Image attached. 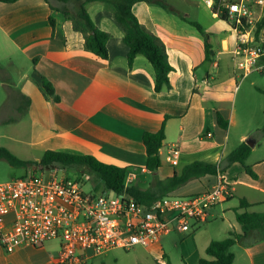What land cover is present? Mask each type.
I'll list each match as a JSON object with an SVG mask.
<instances>
[{
	"label": "crops",
	"instance_id": "0c3cea01",
	"mask_svg": "<svg viewBox=\"0 0 264 264\" xmlns=\"http://www.w3.org/2000/svg\"><path fill=\"white\" fill-rule=\"evenodd\" d=\"M79 1L67 0L66 4L73 9ZM86 9L94 24L110 34L106 59L86 51L82 34L72 28L71 21L61 12L52 11L44 0L0 1V46L9 47L0 57V66L4 62L9 66L5 70L2 65L0 85L13 109L0 114V121L6 124L5 132L8 140L14 142L13 148L24 153L17 143L27 145L34 157L25 160H39L48 149L91 154L107 163L129 166V182L135 181L137 186L146 183L141 187L146 188L154 180L147 182L146 179V174L151 172L144 168L146 152L141 134L158 130L164 122L165 137L159 149L161 166L153 173L157 179H161L160 170L170 167L173 172L179 166L180 171L195 160L224 166L226 154L250 138L244 131L238 137V144L228 149L231 110L225 97L227 91L210 89L214 79L211 68L220 67V62L215 60L217 53L230 50L233 53L232 31L231 37L217 40L211 37L215 56L213 63L208 64L204 61V37L196 27L157 4L133 3L132 12L161 39L174 67L169 73L170 87L155 91L154 71L144 56L137 55L131 66L128 65V47L122 41V29L110 9L98 1L87 3ZM49 15L55 20L54 27L48 22ZM202 64L208 66L199 74ZM43 77L51 82L58 101L45 95ZM216 110L228 120L226 129L218 125ZM257 144L251 147L246 159L257 177H250L238 162L229 165L220 174L228 179L231 195L208 210L206 221L192 223L189 232L172 231L149 246L131 249L140 247L138 250L145 251L154 264L159 259L171 264V255L164 244L176 234L184 264H199L209 242L219 240L215 230L220 236L225 234L220 239L230 230L240 232L235 211L244 209L238 206L239 198L252 204L249 211H255L256 207L264 211V156L251 158ZM172 146L177 148L176 163L171 161L173 156L169 153ZM5 147L16 153L10 146ZM215 179L216 175H206L189 181L186 187L201 192ZM235 197L237 203L233 202ZM224 217L232 229L210 222ZM203 224L206 225L203 229L195 231ZM115 249L118 248L93 254L89 259L113 256ZM57 252L49 242L10 251L0 246V264H54ZM233 253L232 264H264V240L237 245Z\"/></svg>",
	"mask_w": 264,
	"mask_h": 264
},
{
	"label": "built area",
	"instance_id": "2783aa9c",
	"mask_svg": "<svg viewBox=\"0 0 264 264\" xmlns=\"http://www.w3.org/2000/svg\"><path fill=\"white\" fill-rule=\"evenodd\" d=\"M199 1L228 24L235 66L242 75L264 68V61L259 62L264 60V0ZM176 149H169L173 163ZM46 170L47 175L37 171L0 181V246L10 251L56 241L54 264H84L91 255L111 248L149 246L164 234L206 221L208 210L231 195L228 179L218 173L201 192L169 193L146 206L125 193L95 189V184L85 191L81 180ZM172 210L176 214L161 219V213Z\"/></svg>",
	"mask_w": 264,
	"mask_h": 264
},
{
	"label": "trees",
	"instance_id": "16d2710c",
	"mask_svg": "<svg viewBox=\"0 0 264 264\" xmlns=\"http://www.w3.org/2000/svg\"><path fill=\"white\" fill-rule=\"evenodd\" d=\"M0 1L12 3L17 0ZM44 1L48 3L52 11L61 12L66 19L71 21L72 28L82 34L86 51L106 59L108 56L106 43L110 34L94 24L86 9V5L89 2L98 1L104 3L110 9L113 19L122 29V41L128 47V65L131 66L133 59L137 55L144 56L152 65L155 91L170 87L169 73L174 70V67L168 60L166 47L161 39L140 23L132 12L131 7L137 1L156 3L196 27L204 37V61L208 64L213 63L215 49L210 33L205 32L197 21L190 20L179 14L163 0H80L73 9L66 4L67 0ZM48 22L54 27L55 20L52 15H49ZM262 61L264 60H259L260 63ZM42 87L47 97H51L54 101L59 100L51 82L45 77L42 79ZM164 117L167 118L168 116ZM216 120L223 129L228 127V120L217 110ZM261 131L264 133V124ZM164 137V122L158 130L144 131L141 134V141L146 152L144 168L151 173L157 172L161 166L159 149L162 146ZM251 149L243 141L226 154L224 166L206 160H195L185 164L179 172L173 170L172 174L154 180L146 188H141L133 182L127 181L130 171L129 166L107 163L91 154H76L48 149L43 152L39 160H25L15 155L5 146H0V160H5L12 167L24 169L22 175L43 171L56 165L64 168H82L95 173V189L103 188L116 193H125L139 203L148 206L154 200L175 191L191 180L224 172L229 165L235 162H238L250 177L256 178L255 171L251 165L246 163ZM238 206L244 209L242 212L235 211V217L240 224L241 231L230 230L225 238L211 240L205 249V255L200 257L199 264H232L234 253L231 249L234 245L247 246L264 240V211H249L248 207L252 206V204L244 198H239ZM157 264L160 263L157 262ZM167 264L170 263L167 262Z\"/></svg>",
	"mask_w": 264,
	"mask_h": 264
},
{
	"label": "rangeland",
	"instance_id": "374dc122",
	"mask_svg": "<svg viewBox=\"0 0 264 264\" xmlns=\"http://www.w3.org/2000/svg\"><path fill=\"white\" fill-rule=\"evenodd\" d=\"M171 8L177 11L179 14L187 15L189 18L196 20L200 25H202L205 32L210 33L211 37L214 40L219 39L220 37L230 36V29L226 22L220 20L218 17L214 16L209 8H207L203 3L199 0H163ZM156 4V3H152ZM158 5V4H157ZM2 43V41H1ZM4 44V43H3ZM9 47L5 45L0 46V57L1 55L8 51ZM233 53L232 50L230 51H220L217 53L216 61L220 62V67H212V75L214 79L211 80L210 89L213 91L218 90H226L225 97L229 99V108L231 110V117H230V129H229V139L227 141L228 149L233 148L235 145L238 144V137L240 133L246 131L250 138L254 139V144L258 142L255 148V152L252 155V159L257 156H264V133H262L261 128L264 124V68L259 70H253L250 73L242 75L241 70H237L233 68L232 61ZM5 70L9 67L8 65L4 64ZM2 65L0 66V71H3ZM208 64H202L199 66V74H202ZM235 66V64H234ZM249 74V75H248ZM3 74L0 72V79ZM11 100L7 101L6 92L3 87L0 85V114L4 111H12L11 108L12 104ZM16 115V114H15ZM5 122L0 121V146L8 145L11 149H15L18 157L21 159H33V153H31L28 149V146L25 144L17 143V145L24 149L25 152H19L15 147L13 148L14 142L8 140L7 135L8 133L6 129ZM257 139V140H256ZM51 169L55 170L56 177H68L70 179L77 178L82 182V188L85 191H90L92 189V185L94 183V178H96L95 173L91 171H87L82 168H64L59 165L53 166ZM177 171H179V166H177ZM159 178H163L168 176L172 173L170 167L166 168V170L159 171ZM47 170H43L42 174L47 175ZM23 174V170L21 168H15L10 166L5 160H0V181L8 180L14 177H19ZM89 174L90 180H85L84 176ZM158 177L153 173H147L146 179L147 182H152L156 180ZM213 179V178H212ZM211 181V180H210ZM136 183L135 181L133 182ZM140 187H144V184H138ZM203 187V186H202ZM204 189V187L202 188ZM201 189V190H202ZM198 191H190L186 184L179 187L175 191L171 192L173 195L177 196H188L193 193H197ZM234 203H237V197L233 199ZM261 207H256L253 210L261 211ZM174 214H176L175 210L172 211H165L161 213V219L167 220L171 218ZM224 220V223L221 221ZM210 222H217V226H227L228 221L227 218H215L212 219ZM206 226L205 224L201 225L200 228L196 229L195 231H199ZM228 229H232L230 226ZM192 228L187 230L188 232L191 231ZM187 231H174V232H181L185 233ZM215 237L219 239L225 236L219 234L218 231L215 230L214 232ZM179 237L178 235H174L173 239H169L168 243L164 244V247L170 253L171 264H184L183 258L180 252L179 244ZM49 244L55 250H58L57 242L50 241ZM238 244L232 247V252L234 251L235 247ZM140 247H136L135 249H123L118 248L114 250V255L109 256L105 259L103 257H95L94 259L87 260L84 264H154V260L149 257L145 253V251H139ZM103 259V260H100ZM161 264H164L160 259L158 260ZM156 263V261H155Z\"/></svg>",
	"mask_w": 264,
	"mask_h": 264
},
{
	"label": "water",
	"instance_id": "95a60500",
	"mask_svg": "<svg viewBox=\"0 0 264 264\" xmlns=\"http://www.w3.org/2000/svg\"><path fill=\"white\" fill-rule=\"evenodd\" d=\"M245 143L252 147L254 145V139L248 138L245 140Z\"/></svg>",
	"mask_w": 264,
	"mask_h": 264
}]
</instances>
